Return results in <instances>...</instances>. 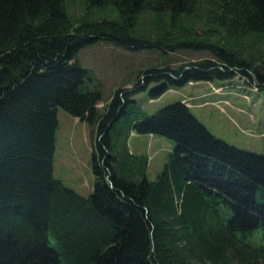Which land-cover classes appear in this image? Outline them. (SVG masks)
Returning <instances> with one entry per match:
<instances>
[{"label": "trees", "instance_id": "obj_1", "mask_svg": "<svg viewBox=\"0 0 264 264\" xmlns=\"http://www.w3.org/2000/svg\"><path fill=\"white\" fill-rule=\"evenodd\" d=\"M88 1L114 4L123 20L73 23L62 0H0V264H264V152L215 137L180 100L128 115L115 134L118 150L110 134L150 82L151 98L237 72L264 89V0ZM141 10L201 13L210 31L234 42H193L211 57L147 68L132 87L114 89L100 112L97 82L76 52L97 40L164 46L130 33ZM232 36H249L255 51L241 54ZM57 107L95 131L87 195L52 175ZM130 131L173 142L152 179L145 156L127 149Z\"/></svg>", "mask_w": 264, "mask_h": 264}, {"label": "rangeland", "instance_id": "obj_2", "mask_svg": "<svg viewBox=\"0 0 264 264\" xmlns=\"http://www.w3.org/2000/svg\"><path fill=\"white\" fill-rule=\"evenodd\" d=\"M62 4L73 23L89 19L123 20L110 2L100 5L88 0H62ZM204 21L201 13L172 18L168 11L141 10L128 27L130 33L151 41L157 39L164 46L169 44L172 47L151 43L129 49L107 40L81 46L76 58L97 82L100 91L96 103L98 110L104 111L114 89L132 87L147 68L164 64L175 68L191 60L211 57L206 47L194 46L198 40L215 41L225 46L233 44L234 39L226 37L224 31H210L214 25ZM233 38L238 40L241 54L255 51L258 42L250 46L249 36ZM259 45L264 51V43ZM153 84L150 82L144 89L133 93L132 102L125 106L126 113L114 121L110 134L115 150L121 147L120 138L115 137L117 128L128 115L136 111L152 114L164 105L180 100L215 137L240 149L264 152V89L246 75L237 72L223 79L189 80L169 86L158 97L151 98L148 89ZM94 142L95 131L90 130L87 122L57 107L52 175L82 195L92 189L91 151ZM126 145L134 155L145 156V176L152 179L161 170L173 142L163 135L130 131Z\"/></svg>", "mask_w": 264, "mask_h": 264}]
</instances>
